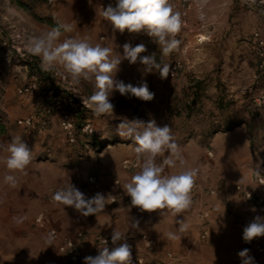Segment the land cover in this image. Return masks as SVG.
<instances>
[{
	"label": "rangeland",
	"instance_id": "1",
	"mask_svg": "<svg viewBox=\"0 0 264 264\" xmlns=\"http://www.w3.org/2000/svg\"><path fill=\"white\" fill-rule=\"evenodd\" d=\"M99 1L0 0V94L7 91L11 94L10 101H20L23 96L33 94L39 100L38 114H32L34 127L19 131L20 118H17L11 124V131L14 135L33 134L32 138L41 142L38 158L44 166L55 168L53 177L44 178L45 194L52 188L65 187L68 181L80 191L90 174H97L104 187L105 178L111 183L117 177L129 181L143 161L140 159L136 170L123 169L125 160L137 157L136 145L116 134L117 125L125 117L144 122L154 119L158 126L167 124L171 128L188 166L199 169L196 180L204 186L201 196L192 197V206L181 214L188 224L183 233L178 232L176 217L171 213L162 217L159 211L148 213L132 208L145 214L143 223L153 225L163 235L165 243H176V249L167 250L175 258L167 264H242L238 253L245 248L249 249L253 264H264V252L257 253L242 238L243 229L255 216L264 217V205L248 201L236 189L240 184L244 190L259 194L261 189L254 174L264 175V108L254 101L263 87L264 76L258 71L253 50L246 40L253 30L260 29L261 19L245 0H170L174 11L181 14L182 28L176 36L181 43L169 55L162 56L158 45L146 33L130 34L127 30L123 34L113 33L110 22L99 9ZM199 8L206 14L204 21L199 18ZM57 22L73 26V31L64 33L60 42L69 37H88L93 45L110 46L121 55L124 43L133 46L143 43L147 51L141 56L156 53L158 62L162 60L170 65L169 76L162 79L155 70L146 73L139 58L136 64L122 60L115 79L133 86L146 81L154 98L143 101L114 91L110 97L115 106L113 116H97L87 108L81 125L80 120L77 122L76 140L70 143L60 126V109L51 105L52 97L57 92L62 98L72 93L88 98L94 91L92 84L82 81L75 85L69 79L70 90H65L52 77V71H45L48 77L39 75L38 90L21 95L19 88L32 76H38L24 59L17 57L11 46V36L15 33L22 34L19 43L26 45L31 36L50 30ZM201 34L206 39L201 41ZM29 59H35L41 68L40 57L30 54ZM177 61L180 66L171 74ZM40 115H43L41 120ZM86 122L100 134L82 132L81 127ZM5 126L7 133L8 124ZM241 126L247 128L245 134L251 139L248 149L254 156L252 160H241L237 155L234 162H229L224 155L223 162L216 161L217 149H224L227 143L244 137V133H232ZM209 150L213 152L212 157L208 155ZM160 160L162 158L158 157V162ZM179 171V167H166L164 174ZM208 188L215 189L216 193L209 194ZM201 206H208L211 211L205 224L209 231L205 240L200 237L202 224L197 210ZM182 216L177 218L182 219ZM13 217H21L20 212L0 204V264H21L23 236L31 237ZM42 227L40 235L44 241L40 246L43 250L50 234ZM168 232L176 233L178 238L168 239ZM254 239L264 247V236ZM41 249L39 260L43 263L45 255ZM167 251L159 249L158 259L163 260ZM136 255L145 256V264L151 258L140 244H137Z\"/></svg>",
	"mask_w": 264,
	"mask_h": 264
},
{
	"label": "clouds",
	"instance_id": "2",
	"mask_svg": "<svg viewBox=\"0 0 264 264\" xmlns=\"http://www.w3.org/2000/svg\"><path fill=\"white\" fill-rule=\"evenodd\" d=\"M102 15L110 22L113 33L119 31L123 34L126 30L130 34L146 33L158 45L162 56L169 55L181 43L176 38L182 28L181 14L174 11L170 0H115L114 4L109 3L103 8ZM72 31V24L57 22L50 30L31 36L26 48L31 55L40 57L44 71H55L57 76L70 79L75 85H80L82 81L91 83L94 91L86 100L82 97V101L83 105L97 116H113L115 106L110 97L114 91L122 96L130 94L143 101H151L154 98V93L150 92L146 81L133 86L131 83L125 84L115 79L122 60L136 64L139 58V63L145 66L146 73L155 70L162 79L169 76L170 65L162 60L158 62L156 53L141 56L147 51L143 43L135 46L124 43L121 55L120 52H114L110 46H102L99 43L93 45L88 37H69L60 42L64 33ZM116 134L123 140L133 142L136 145L134 151L137 159L143 161L140 170L123 185L125 195L130 197V204L124 208L128 212L132 208L148 213L159 211L162 217L171 213L176 217L178 232L187 231L188 224L181 214L193 204L192 191L199 169L188 166L171 128L167 124L158 126L154 119L144 122L125 117L121 118L117 125ZM0 149L7 153L4 164L10 173L26 174L25 170L33 157L31 149L21 137H13L6 144L0 145ZM166 153L168 155H165ZM158 157L162 158L160 162ZM166 167H179L180 171L164 174ZM4 183L16 187V176L5 175ZM109 197L110 195L105 197L97 193L91 198H86L84 193L68 181L65 187L55 191L52 199L65 207H73L87 217L104 211ZM252 211L255 212L256 209L252 208ZM180 216L183 218L178 219ZM13 219L17 223H23L27 217ZM130 228L139 230V221L130 218ZM166 236L171 240L178 238L173 232L166 233ZM262 236L264 217L257 215L243 229L242 238L248 243ZM105 244L108 245L107 240ZM111 244V248L97 247L98 254L84 257L83 264H132V246L121 231L113 229ZM238 256L242 264H253L249 249L241 250Z\"/></svg>",
	"mask_w": 264,
	"mask_h": 264
},
{
	"label": "crops",
	"instance_id": "3",
	"mask_svg": "<svg viewBox=\"0 0 264 264\" xmlns=\"http://www.w3.org/2000/svg\"><path fill=\"white\" fill-rule=\"evenodd\" d=\"M247 3V0L244 1ZM255 11L256 15L261 19L258 28L264 30V12L259 8L247 4ZM41 65V64H40ZM7 91L0 94V112L8 124V131L0 137V145L6 144L13 137L19 136L29 146L32 151V161L27 166L25 172L10 173L4 164V157L7 153L0 149V204H4L8 209H15L20 212V216H26L27 219L23 221L25 232L31 237L23 236V253L21 257V264H41L40 242L44 241L41 238V226L35 223L36 216L44 211L47 216V222L42 228L47 229L50 236L45 240L43 256L44 262L56 261L60 258L59 239L62 236L76 237L79 231L85 233V238L81 240L82 257L79 264H83V259L86 256H95L98 254L97 246L94 243V237L102 232H111L113 229L121 231L123 234L135 235L138 233H147L157 238L159 248L161 251H167L170 248L176 247V243H165L163 235L159 233L153 225H145L143 223L144 213L136 212L131 209L128 212L127 206L130 204V197L125 195L122 187V195L117 203H110L107 201L104 211L97 213L96 216H83L77 212L73 207L60 206L49 203L46 199V181L55 175V168L44 166V162L38 158V152L41 142L35 138L33 134H12L11 124L15 119L26 116L37 115L39 111V100L36 96L30 95L22 97L20 101H10ZM41 113V112H40ZM43 115L39 116L41 120ZM46 119H44L43 124ZM19 131H24L23 127L19 125ZM50 130H48L49 132ZM247 128L243 126L237 127L232 133H246ZM20 133V132H19ZM251 139L247 138L246 134L226 144L224 149L216 150V161L223 162L224 155L227 156L229 162H234V158L238 155L241 160L251 161L254 157L249 151ZM261 145V144H260ZM45 172V173H44ZM13 174L16 176V187H11L4 183V176ZM45 178V179H44ZM122 183L125 184L128 180L122 178ZM105 187L99 192L107 197L106 188L111 185L108 178H105ZM129 198V199H128ZM125 207V208H124ZM139 221V230L129 229V219ZM51 229H56L58 236L50 233ZM25 235V234H24ZM50 238V239H49ZM30 242V245H27ZM51 244V245H49ZM176 249V248H174ZM171 250V249H170ZM43 262V263H44ZM132 264H136L132 262Z\"/></svg>",
	"mask_w": 264,
	"mask_h": 264
},
{
	"label": "built area",
	"instance_id": "4",
	"mask_svg": "<svg viewBox=\"0 0 264 264\" xmlns=\"http://www.w3.org/2000/svg\"><path fill=\"white\" fill-rule=\"evenodd\" d=\"M115 0H100L99 1V9L102 12L104 7H107L109 3L114 4ZM247 4H251L252 6L259 8L264 12V0H248ZM201 16H203V19H201ZM199 18L204 21L206 18V14L199 8ZM22 39V34L15 33L11 36L12 41V48L14 49L16 55L20 59H28L30 53L27 51L26 45H21L19 41ZM247 42L250 44L257 64L258 71L263 74L264 76V30L262 29H255L249 36L246 38ZM180 66V62L177 61L173 64L171 74L175 73L177 68ZM52 77L57 80L59 84L62 85V88L65 90H70L71 82L69 79H63L60 76L56 75L55 71L51 72ZM39 80L36 76H32V78L24 84L21 88H19L18 92L21 95H27V94H33L36 90H38L39 87ZM69 92V91H68ZM71 94V92H69ZM69 98H74L76 100V104L73 108H63V99L61 96H53L51 105L53 107H57L60 109V126L70 143H74L76 140V128H77V122L79 120V113L81 108L87 109V106L83 105L82 97L87 99L82 94H75L72 93L71 96H67ZM255 103L258 106H261L264 108V81H263V87L259 94L254 99ZM35 119L34 116H26L22 117L18 120V124L23 127L25 131L30 130L34 127ZM81 131L84 133H91L99 135L100 133L96 132L94 128L91 126L89 122H86L82 125ZM209 157L213 156L212 151H208ZM140 159H137V157L125 160L122 163V167L126 171H133L140 167ZM254 180L257 183V185L260 187L261 192L259 194H254L249 190H244L240 184L236 185L237 191L241 192L245 199L248 201H251L256 204L264 205V175L261 173H255L254 174ZM122 180L120 178H114L111 185L106 188L107 196L109 197V202L114 204L117 203L122 192L123 187ZM62 187H55L50 189L46 193V199L49 203H53L56 205H60L53 201L52 196ZM103 181L97 174H90L86 177L82 187L80 188V191L84 193L86 198H91L95 194L99 193L102 189ZM204 191V186L202 183L196 180L195 186L192 191V197L193 198H199L201 194ZM207 192L211 195L216 193V190L213 188H208ZM250 195V198H249ZM63 206V205H60ZM198 216L201 222V231H200V237L201 239L205 240L208 237V228L206 227V222L210 216V208L208 206H201L198 208ZM94 216V215H90ZM47 222V216L44 211H41L35 218V223L44 226ZM50 233L54 236H58V232L56 229H51ZM123 234V233H122ZM127 238V242L132 246V262H135L137 264H145L147 263V258L143 255H136L137 252V244L142 245L144 250L147 252L148 255H150L151 258L148 260V264H167L168 262H172L175 258L171 251H167L164 254V259H158L159 254V243L156 237L147 234V233H141L139 235H127L123 234ZM85 233L83 231H79L76 237H70V236H62L59 239V252L61 254L60 258L56 261H48L41 264H79L81 257H82V245L81 240L85 238ZM105 240L108 241V245L105 244ZM94 243L99 247L109 246V248L112 247L111 244V232H102L97 234L94 237ZM251 248H253L254 251L257 253L264 252L263 245L258 242L257 240L253 239L251 242L247 243Z\"/></svg>",
	"mask_w": 264,
	"mask_h": 264
},
{
	"label": "trees",
	"instance_id": "5",
	"mask_svg": "<svg viewBox=\"0 0 264 264\" xmlns=\"http://www.w3.org/2000/svg\"><path fill=\"white\" fill-rule=\"evenodd\" d=\"M25 64L28 66V68L31 70V71H36L37 73V76H38V80H39V75L43 78H46L48 77L46 72L44 70H42V68H40L37 64V61L35 59H26L25 60ZM40 82V80H39ZM58 93L55 92L54 95L58 96L57 95ZM62 97V96H61ZM63 99L65 100H62L63 102V105L65 108H73L76 104V100L74 98H69V97H63ZM87 109L85 108H81L80 109V113H79V122H80V125L81 123L83 122V115H84V112H86ZM6 133V126H5V122H4V118H3V115L1 114L0 112V137L3 136L4 134Z\"/></svg>",
	"mask_w": 264,
	"mask_h": 264
},
{
	"label": "bare ground",
	"instance_id": "6",
	"mask_svg": "<svg viewBox=\"0 0 264 264\" xmlns=\"http://www.w3.org/2000/svg\"><path fill=\"white\" fill-rule=\"evenodd\" d=\"M199 38H200V40L202 41V40L206 39V36L203 35V34H201V35L199 36Z\"/></svg>",
	"mask_w": 264,
	"mask_h": 264
}]
</instances>
